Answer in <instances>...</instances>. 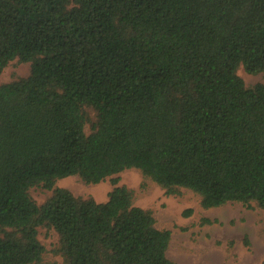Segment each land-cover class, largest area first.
<instances>
[{"label":"trees","instance_id":"16d2710c","mask_svg":"<svg viewBox=\"0 0 264 264\" xmlns=\"http://www.w3.org/2000/svg\"><path fill=\"white\" fill-rule=\"evenodd\" d=\"M15 58L30 71L0 83V264H56L40 226L65 264H177L130 187L112 177L97 201L55 185L70 175L136 168L203 208L264 209V82L237 73L264 70V0H0V73Z\"/></svg>","mask_w":264,"mask_h":264},{"label":"rangeland","instance_id":"374dc122","mask_svg":"<svg viewBox=\"0 0 264 264\" xmlns=\"http://www.w3.org/2000/svg\"><path fill=\"white\" fill-rule=\"evenodd\" d=\"M29 71V61L15 58L0 73V83L24 77ZM237 73L246 86L264 82V70L249 73L239 65ZM87 111L92 119L94 111ZM88 128L89 124L85 125L86 131ZM112 177L118 179L117 184L133 190V204L152 210L157 228L170 230L166 255L177 264H264V209L254 203L246 206L229 201L203 208L199 194L191 189L181 187L179 194H168L136 168L124 169L94 184L70 175L58 179L55 185L70 189L75 196L105 201L114 186ZM30 193L42 203L50 191L34 187ZM187 208L192 211L185 214ZM204 218L210 221H203ZM38 238L45 247L44 261L65 264L63 256L55 251L58 236L53 228L40 226Z\"/></svg>","mask_w":264,"mask_h":264}]
</instances>
